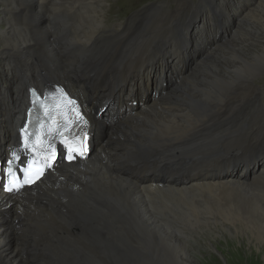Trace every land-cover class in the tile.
<instances>
[{"label": "bare ground", "instance_id": "bare-ground-1", "mask_svg": "<svg viewBox=\"0 0 264 264\" xmlns=\"http://www.w3.org/2000/svg\"><path fill=\"white\" fill-rule=\"evenodd\" d=\"M108 1L0 0V149L29 86L58 82L84 101L110 99L101 107L118 99L110 127L92 118L93 131H105L98 143L108 135L82 163L0 193V264H196L217 237L264 253V93L253 82L264 73V40L240 39L226 6L212 4L210 26L224 20L238 37L215 36V50L193 58L188 22L199 13L183 22L187 0L150 3L110 28ZM241 10L244 28L256 20L250 29L264 36V0ZM170 58L180 74L168 80ZM157 70L154 91L164 95L152 103ZM121 96L144 103L122 111Z\"/></svg>", "mask_w": 264, "mask_h": 264}, {"label": "rangeland", "instance_id": "rangeland-1", "mask_svg": "<svg viewBox=\"0 0 264 264\" xmlns=\"http://www.w3.org/2000/svg\"><path fill=\"white\" fill-rule=\"evenodd\" d=\"M105 1H107V0H105ZM179 1H181V0H124L120 6L118 4L117 0L116 1L110 0V1L106 2L107 5L105 8H106V10L108 9V14L104 18L105 24L108 28H110V25L112 26L114 23H116L119 18L120 19L123 18V20L127 19L130 16H132L133 14H135L140 8H142L143 6H146L150 3L162 4V3L169 2L171 8H173L174 7L173 3L179 2ZM187 1L189 3L188 8L190 6H191V8L188 10V11H190L189 15L186 16V18L183 22H187V17H189V16H190L189 19H191V15H195V12L197 10H198L197 13H199L197 15L198 17H196V21H194V23H192V20L190 22H188V25H189L188 30L193 24L192 29H191L192 31L191 32L189 31V34H190V37L192 40V44L194 45V47H192V51L194 53L193 58L196 57L195 52L197 53V52L202 51V50L207 51L210 48H212L211 51H213L214 45H215V43L213 41L215 40V36H216V39H219V40L222 39L221 44H223L226 41H230V40L238 37V36L234 37L233 32H231L229 26L225 25L223 18H222V20H223L222 22L220 21V23L219 22L213 23V26L212 27L210 26L209 22L212 23L211 22L212 16L209 15V8H211L212 4L219 6L220 8L226 6V9H227L226 14H228L232 17L231 19L234 22V25H236L235 27L237 28V26H238L241 29L243 28V30H242L243 36L241 35L240 39H242L244 41V40H247L248 35H250V37L251 36L254 37L257 35V36H259V38L262 41L264 40V36H260V34L255 33V31L253 33V30L250 29L252 24L254 22H256V20H252V22L249 24L250 27L248 26L247 28H244V22H242V19L240 18L242 16V10L241 9H242L243 5L246 4V1H252V0H209V1H206V4H204L202 2L204 0H187ZM208 2H210V3H208ZM108 5L110 8L108 7ZM206 5H207V7L204 8ZM187 9L184 11V13L187 11ZM200 10L202 12H200ZM257 16L258 15H255V17H257ZM7 18L12 23L11 16H7ZM46 23H47L46 19H44V21L41 23V26L43 24H46ZM231 25H232V23L230 24V27H231ZM214 27H217L216 32H215ZM204 28H208V31H206L204 33V36H203V35H201V32L204 31ZM219 28H220V30H219ZM229 36H231V37H229ZM199 46H201L202 48L196 49V48H199ZM243 50L244 49L239 50L241 54L246 52ZM205 58L206 57H204V60H207L206 61L207 63H210L212 61L211 58H208V59H205ZM209 59H211V60H209ZM173 61L174 60L172 58L169 59V68H170L169 70L172 71L174 74L169 75L168 80H170L171 77H173V76L177 77L176 75L180 74V70L179 71L173 70L171 68L170 65L173 63ZM221 63L227 64L228 61H227V59H224V60L222 59ZM1 67H2V63L0 62V68ZM182 69H183V67H182ZM149 74H147V76ZM151 76H152L151 87L146 84L147 86H149L146 88V93L149 96L148 101L155 103L158 100H160V97H162L164 95V93L161 96L158 93V97L156 99H152L151 94L154 93L153 90L155 89V85L156 84L158 85V79L160 78V72L157 70V71H155L154 74H151ZM256 78L257 79L254 80L253 82H255L257 85H260L261 86V92L264 93L263 92L264 91V73H262L259 77H256ZM175 80H177V78L171 79V81H175ZM162 83L165 84V80L163 78H162ZM168 83H169V81H168ZM169 85H170V83H169ZM193 98H195V95ZM107 135H108V131L100 143L105 141ZM100 143L97 142V144H100ZM244 149L245 148H243L242 150H244ZM254 159H257V158H254ZM258 160H261V158H258ZM231 164L232 163H229L228 165H231ZM233 164L234 165H232L231 167L235 166L238 163L235 162ZM263 165H264V163H261L260 161H258L256 169H260ZM253 174L254 173H249L248 176H251ZM250 179H251V177H250ZM26 191H28V190H26ZM208 196H209V193L207 191H205V195L202 198V200L206 199ZM196 202L197 201H194L193 203H196ZM19 221L20 220H18L16 222H19ZM229 239H231V238L227 237L224 240V238L217 237V238L213 239L212 243H210L211 248L209 247V249H207L205 251V253H202L203 255L201 254V252L198 249H196V250H198V252H196L197 257L195 256V259H196V260H194V261H196L195 263L196 264H264V253L263 252L255 249V248L250 247L246 243L235 241V240H233V243L228 247L226 241ZM216 242L219 245H217Z\"/></svg>", "mask_w": 264, "mask_h": 264}, {"label": "snow or ice", "instance_id": "snow-or-ice-1", "mask_svg": "<svg viewBox=\"0 0 264 264\" xmlns=\"http://www.w3.org/2000/svg\"><path fill=\"white\" fill-rule=\"evenodd\" d=\"M39 178V176H37V179ZM7 191H11V189H6Z\"/></svg>", "mask_w": 264, "mask_h": 264}]
</instances>
